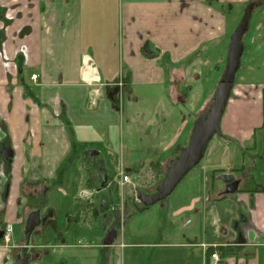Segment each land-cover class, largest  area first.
<instances>
[{"label": "crops", "instance_id": "crops-1", "mask_svg": "<svg viewBox=\"0 0 264 264\" xmlns=\"http://www.w3.org/2000/svg\"><path fill=\"white\" fill-rule=\"evenodd\" d=\"M244 1L0 0V142L6 141L16 150L10 167L4 166L0 155V227L25 208L17 204V197H29L40 185L52 189L59 182L60 188L63 182H72V168L79 161L71 159L69 168L65 161L81 155V143L98 137L97 142L106 144L107 151L108 147L118 151L119 136L127 135L123 130L127 125L113 107L115 98L109 97L116 82L122 81L123 86L115 94L135 96V104L144 103L148 109L158 95L156 84L164 77L175 93L181 92L172 79L174 72L181 71L185 78L186 57L201 42L223 38V45L227 43L224 38L234 25L231 14H239ZM113 21H118L119 34ZM249 65L251 70L256 68L253 60ZM246 88L236 93L243 96L251 90L249 85ZM194 89L182 102L189 98L193 119L210 97L202 88L195 98ZM253 89L264 94V85ZM171 90L166 87L164 91L168 100ZM253 96L257 98L255 93ZM127 103L134 105L131 100ZM229 103L221 119L222 136L210 140L204 157L159 205V214L181 216V223L158 220L154 245L134 241L149 233L145 230L121 231L111 245L103 244V236L100 244H61V253L69 254L70 264H111L112 260L114 264H135V260L131 262L132 249L147 244L158 252L156 264H205L202 243L241 250L236 256H225L224 264H264V185L254 176L264 163V150H256L255 136H244L247 125L240 114L227 117ZM253 108L257 120L254 133L263 128L264 107L246 105L247 111ZM171 120L168 125L172 130L174 117ZM40 136H47L46 147H38ZM176 144L177 136H161L155 161L163 154L160 161L169 159L168 151L174 154L183 149ZM223 173L238 180L235 191H225ZM50 191L46 197H51ZM66 191L62 186L61 195L56 194L60 204ZM52 253V249L43 252L29 264H47L49 260L55 264ZM13 256L12 247L1 241L0 264H11Z\"/></svg>", "mask_w": 264, "mask_h": 264}, {"label": "rangeland", "instance_id": "rangeland-1", "mask_svg": "<svg viewBox=\"0 0 264 264\" xmlns=\"http://www.w3.org/2000/svg\"><path fill=\"white\" fill-rule=\"evenodd\" d=\"M259 9L260 10L257 11L259 13L255 17L251 15L249 20L248 32L244 37L245 55H243L241 59L244 66L233 81L234 87L231 89L232 96L231 101L229 100L231 103H229L227 117L229 118V115L240 114L243 118V123L247 125L244 127V136H255L256 150L262 151L264 150V123L263 128H257L258 130L253 133L252 129L255 127L254 124L257 123L254 115L255 110L253 108L252 111H247L246 105L255 104L264 107V94L259 95L258 90L252 87H250L251 90L244 93L243 96L242 94L238 95V93H236V91L240 90L242 87L247 89L246 86L248 85L251 86L255 84L256 87L254 88L256 89L263 88L264 85V4L259 7ZM231 15H234L232 21L233 25L236 22L238 14L234 12ZM110 23H112V20ZM113 24L119 34L120 28L118 21H113ZM227 38L228 36L224 38V41L227 42ZM222 41L223 38L222 40H218L217 43H215V41L211 42L205 49L202 48L200 50L201 56L194 59V61L186 67L185 78L181 77L182 72L177 70L174 72V79L172 77L173 73L171 72L172 75H170V77L176 81L178 91L181 92L175 93L168 77H164L161 83L156 84L158 95L155 97V103L152 108H145V104L141 102L135 104V96L128 97V99L126 97L121 98L122 94L119 93L115 95L113 107L114 109H118L123 123L127 125V128H123V130H126L127 135L124 134L119 136L120 145L119 149H117L118 151L109 147L108 149L110 150L107 151L104 142L105 146L101 145L102 142H97L98 137L95 138L96 141L81 143V147L78 151H81L82 156L80 155L79 162L75 163L72 168V182L65 181L62 183L64 188L67 187L64 203L60 204L58 198H56V194L61 195L59 193L60 190L53 189L50 192V205L52 208H55L57 220L62 219V222L58 221L56 225L54 219L49 220L46 225L41 228L37 227L33 231L32 236L35 239L31 240L32 243H43V245H38L36 247H40L47 252L52 249L54 252L52 255L56 257L55 264H70L71 262V260L68 259L69 254L61 253V250L64 249L61 244H70L74 245V247H79L86 243L96 244L98 242L100 244L102 243V236H104L105 232L111 227H114L117 232L114 241L121 231L122 233L126 231V234H129L133 231L145 230L149 231V233L145 236L143 234L141 237L134 238V241H139V243L148 242L154 245L157 242L155 225L158 220L165 219L166 222L172 225H179L181 223V216L170 218L166 214H159V205L164 199L146 207L136 199V190L140 189L146 193L155 191L156 187L166 177L168 167L181 152V150H178L174 154H171V151H168L167 154H170L166 158H172L170 165L167 166L164 172L158 170L157 172L149 163L158 161H155L158 139L161 136H177L176 146L185 147L189 140L195 119L199 115L208 112V107L213 96L209 98L207 105H204V103L201 104L203 105L201 107L202 109H198L193 119V112H191V115L189 112V110L193 108L191 104L187 102L189 98L185 100L184 104L182 103L184 100L182 90L185 85L191 83V88L195 87L193 92L195 98L201 94L199 92L202 91V88L206 95L209 92L210 95L214 94L219 78L223 72L222 65L224 64L225 66L226 64L228 42L221 45L220 42ZM203 45V42H201V44L196 45L191 52L195 49L199 50ZM169 54L172 55V51L169 50ZM186 58L188 61L190 56ZM250 60L256 63V68H254V70H251L253 67L249 65ZM163 63L164 61L161 62L160 65L163 66ZM166 64L171 66V62L169 61H166ZM184 79H186V82L189 84L186 83ZM121 86H123L122 81L121 83H115L116 90H119ZM166 87L167 89H172L171 95L169 94V100L166 98L164 92ZM191 92L192 91L189 90L188 94H191ZM253 93L257 95L256 99ZM113 95L114 94H112V96ZM180 98L181 101L179 104ZM129 100H131L134 105L130 106L127 103ZM170 100H173L179 105L173 106L174 104ZM92 104H95V102ZM146 115L150 116L146 117ZM250 115L251 117H249ZM172 117H174L175 126H173L171 130L168 123L172 121ZM182 120L183 123H181ZM127 130H131V134ZM180 136L181 140L179 141ZM31 137L34 138V136ZM36 137L38 138V136ZM40 139V142L37 141L38 147H46L47 136H40ZM4 143L6 144V141H1L0 144ZM181 143L183 145H181ZM116 146H118V142ZM88 148L91 150L95 149L98 153L91 154ZM163 157H161V159ZM124 174L129 176V182L122 184L120 177ZM104 175H107L109 178L107 177L105 181H102ZM254 176L257 182L261 181L260 183L264 185L263 162H261L259 167L255 170ZM102 186H104L105 190H101ZM69 196L71 199L68 201L66 199ZM104 196H106V199L110 202L109 207L106 200L105 202L103 201ZM104 203L107 205L106 209H104ZM114 204L116 206L113 207H118V210H114L111 207V205ZM74 213L79 217L78 219L75 217V222L73 221ZM103 213L107 215L105 218L102 216ZM102 226L104 228H102ZM67 229H69L70 232L66 231ZM60 236H63L62 239L64 241H60ZM155 249V246H149L148 244L133 248L132 253H134V259H132L131 262L134 263L135 260V264H156L159 259H157L158 252H156ZM68 260H70V262ZM45 262L47 264H54L52 260ZM111 262V264H114L113 260ZM74 264H77V262H74Z\"/></svg>", "mask_w": 264, "mask_h": 264}, {"label": "water", "instance_id": "water-1", "mask_svg": "<svg viewBox=\"0 0 264 264\" xmlns=\"http://www.w3.org/2000/svg\"><path fill=\"white\" fill-rule=\"evenodd\" d=\"M245 28L246 22H241L232 33L228 43L226 64L217 83L212 101L208 107V112L199 115L195 119L186 146L168 167L164 180L151 193H146L140 189L136 190V199L144 206L149 207L170 195L183 177L204 157L210 140L214 136L221 134V119L230 97L235 73L239 67L240 58L244 49L241 37ZM115 93H117L116 88L112 89L109 94L112 95ZM90 153L97 154L98 151L92 149ZM9 154L7 158L5 155L3 159L9 160L12 153L10 152ZM221 179L226 183V192L235 191L238 180L234 179L233 174L223 173L221 174ZM38 223L39 212H31L26 220L24 231L26 243H28L29 235ZM116 234V229L112 227L108 235L103 238V244H113ZM28 258L29 254H24L23 252L22 256L18 255L16 257L13 264H27Z\"/></svg>", "mask_w": 264, "mask_h": 264}, {"label": "flooded vegetation", "instance_id": "flooded-vegetation-1", "mask_svg": "<svg viewBox=\"0 0 264 264\" xmlns=\"http://www.w3.org/2000/svg\"><path fill=\"white\" fill-rule=\"evenodd\" d=\"M263 4H264V0H246V1L242 2L241 8H240V12L238 14V18H237L235 24L233 25V27L231 28L229 34H228L227 42L229 43L230 37H231L232 33L235 31L236 27L238 25H240L241 22H246V28L243 31L242 37H241V39L243 40L242 43H243L244 49H243V53H242L241 58H240L239 67H238V69H237V71L235 73V77H237V74L241 71L242 67L244 66V63H243V61H241V59H242V56L245 55L244 37H245V35L248 32V25H249L250 17H251V15L255 17L259 13V12H257L258 10H260L259 7L263 6ZM6 21H8V20H6ZM210 43L211 42L206 43V44H204V46L207 48ZM215 43H217V41H215ZM220 43H221V45L223 44V42H220ZM228 43H227V45H228ZM227 49H228V47H227ZM223 68H224V64L222 65V70H223ZM232 87H234V86H232ZM250 87L254 88V87H256V85L253 84ZM229 99H231V98H229ZM90 150L91 149H89V151ZM10 152L12 154H11L9 160L3 159V158H5V155H6V158H7V156L10 155L9 154ZM15 154H16V150H15V148H13L11 146V144H9V145L5 144V143L4 144H0V155L2 156V160L4 162V166L10 167V164L12 163V160H13V156ZM11 177H12V175L9 173V178H8L9 182L8 183H10ZM16 177L18 178V181H19L20 174L16 175ZM107 177H108L107 175H104V177H102V181H105V179H107ZM19 183H20V181H19ZM60 183L61 182H59L58 184L54 185L52 189H50V186L47 187V186H44V185H40L39 189L38 188H33L32 193L28 195L29 197H24V198L17 197L16 198L17 204H19L21 206L23 204V206L25 205V208L23 209V211H20L19 213H16V215H14V218L11 221H8V222L11 223V238H10V241L8 243H6V245L12 247V250H14L13 261H12L11 264H13L15 262L16 257L18 255L22 256L23 252H24V254H29V258H28L27 264H29L31 261L38 260V258H41V255L43 254V252L44 253L47 252V251H45L42 248H37L36 247V246L41 245V244L43 245V243H40V242L36 243V244L32 243L31 240L35 239V238H33L32 234H33V231L37 227L38 228L39 227L40 228L43 227L44 225H46V223L49 220H53L54 219L56 221V225H57L58 221L62 222V219H58L57 220V213L54 210L55 208H52V206L50 205L51 197H49V196L46 197V193L49 192L50 190L56 189V190L59 191L60 190L59 188H60V185H61ZM8 186H6V190H5V194H4L5 196L7 195ZM20 187L21 186H19V189H20ZM9 189H10V187H9ZM102 189L105 190L104 186H102L101 190ZM106 196H104V199H103L104 202H105V200H106V202L108 201V199H106ZM103 205H104V209H106L107 208L106 203H104ZM33 211H38L39 212V223L32 230L31 234L29 235L28 243H26L25 232H24L25 231L26 220H27L29 214L31 212H33ZM102 216H104L103 218H105V216H107V215L103 213ZM73 221L74 222L76 221L74 216H73ZM6 223H4L0 227V239L3 238L4 226H5ZM102 228H104V227L102 226ZM109 230L107 232H105V235L103 236V238L108 235ZM66 231L70 232L69 229H67ZM62 237L63 236H60L59 238L62 239ZM0 243H1V241H0Z\"/></svg>", "mask_w": 264, "mask_h": 264}, {"label": "trees", "instance_id": "trees-1", "mask_svg": "<svg viewBox=\"0 0 264 264\" xmlns=\"http://www.w3.org/2000/svg\"><path fill=\"white\" fill-rule=\"evenodd\" d=\"M241 42H243V40L241 39ZM202 48H206L204 45L198 50V49H195V50H193L188 56H190V59L186 62V67H187V65H189L192 61H194V59H197L198 57H200L201 56V54H200V50L202 49ZM189 90H191V86L190 85H185L184 86V88H183V90H182V94L184 95V97H186L187 96V94H188V91ZM212 93H213V91H212ZM211 93V94H212ZM115 95L116 94H114L113 96L112 95H110L109 97L111 98V100H113L114 99V97H115ZM231 95L232 94H230V97L229 98H231ZM210 97L211 96H213V95H209ZM209 97V98H210ZM209 98H208V100H209ZM229 101V100H228ZM207 102L208 101H206L205 103H204V105H207ZM198 115H199V113H198ZM219 136H222V134H220ZM80 156H78V155H75L74 157H68L67 158V160L65 161V166L67 167V168H69L70 167V165H68L69 164V162L71 161V159H73V161H79L80 160V158H79ZM78 158H79V160H78ZM171 159L172 158H169L168 160H162V161H156V162H150L149 163V165L151 166V167H153L156 171L158 170V171H161V172H164L165 171V169L167 168V166H169L170 165V163H171ZM157 171V172H158ZM61 184V183H60ZM54 185H52V187H53ZM107 204H108V207H109V204H110V202H108L107 201ZM113 206H116L115 204L114 205H111V207L114 209V210H118V207H116V208H114ZM145 208V207H144ZM146 209V208H145ZM136 210H139V209H136ZM77 214H75L74 215V217H77V219L79 218L78 216H76ZM132 215H133V213H132ZM132 215H130V216H132ZM0 241H2V238L0 239ZM217 249L222 253V255L225 257V256H236V255H238L240 252H241V250H238V249H236L235 248V246H231V245H227V246H222V245H220V246H218L217 247ZM211 250V248H208V250L207 251H210Z\"/></svg>", "mask_w": 264, "mask_h": 264}, {"label": "built area", "instance_id": "built-area-1", "mask_svg": "<svg viewBox=\"0 0 264 264\" xmlns=\"http://www.w3.org/2000/svg\"><path fill=\"white\" fill-rule=\"evenodd\" d=\"M37 77V74L33 73L31 74V78L35 79ZM118 83V82H117ZM121 83V81H119ZM121 183L129 182V176L127 174H124L122 177H120ZM11 238V223L7 222L4 226V233L2 241L6 244L10 241ZM202 247L205 250L204 256H205V264H224L225 263V257L222 255V253L217 249L219 244L216 243H202ZM208 248H211L210 251H207Z\"/></svg>", "mask_w": 264, "mask_h": 264}, {"label": "bare ground", "instance_id": "bare-ground-1", "mask_svg": "<svg viewBox=\"0 0 264 264\" xmlns=\"http://www.w3.org/2000/svg\"><path fill=\"white\" fill-rule=\"evenodd\" d=\"M85 68V67H84ZM87 70H88V68H87ZM86 78V77H85ZM90 80V79H89Z\"/></svg>", "mask_w": 264, "mask_h": 264}]
</instances>
